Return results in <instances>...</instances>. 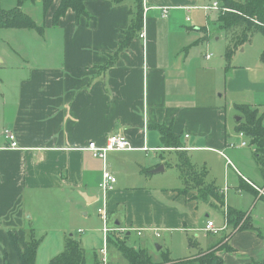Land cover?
Wrapping results in <instances>:
<instances>
[{
    "label": "crops",
    "instance_id": "obj_1",
    "mask_svg": "<svg viewBox=\"0 0 264 264\" xmlns=\"http://www.w3.org/2000/svg\"><path fill=\"white\" fill-rule=\"evenodd\" d=\"M31 1L22 0L19 8L33 28L0 27L25 36L34 32L41 40L39 48L26 47L23 53L7 50L5 60L0 61V264L4 259L19 264L10 236L17 235L22 248L33 238L35 224L53 236L77 227V234L80 230L87 234L84 243L89 242L91 232L101 235L100 228L95 229L94 214L98 217L99 185L105 170L116 179L104 201L106 213L110 226L123 230L110 235L111 239L126 242L132 233L138 238L147 233L139 239L138 249H145L159 262L163 250L153 248L156 255L146 246L149 240L159 237L160 231L189 229L199 201L193 193L178 196L181 188H158L153 183L154 177L165 171L162 153L177 157L156 127L170 128L172 137L184 146L178 150L186 152L194 165L198 163L194 156L204 153H216L223 161V151L249 146L246 136L234 131L239 115L231 124L229 115L234 105L243 104L260 107L264 113V80L253 79L249 68L230 64L236 51L230 61L225 60L226 33L214 21L217 12L226 9H211L217 1L142 0L139 29L130 28L136 11L134 0L118 5L84 0L88 18L68 10L57 22L53 14L60 0H53L47 10L41 1ZM26 4H40L39 21L24 11ZM12 5L11 9L18 7V0H12ZM162 10L167 11L165 17ZM210 27L224 35L223 55V50L215 51L213 57L204 53L214 50ZM213 36L215 41L221 39ZM260 63L263 65L255 71L262 73L264 63ZM4 130L16 136L17 149L9 147ZM113 135L124 137L129 149L109 152L105 160L87 151L88 143L103 146ZM235 136L246 142L235 143ZM223 164L225 181L237 177L255 202L263 199L264 186L249 178L259 179L256 173L242 164L247 173L242 175L227 158ZM206 165L203 161L200 166L209 171ZM160 166L162 172L151 173ZM213 226L223 229L224 223ZM229 229L227 225L214 236ZM247 238L263 255L262 238L252 232L233 235L231 253ZM108 250L109 263H126L114 244ZM216 254L221 257L218 251ZM252 262L260 263L246 264Z\"/></svg>",
    "mask_w": 264,
    "mask_h": 264
},
{
    "label": "rangeland",
    "instance_id": "obj_2",
    "mask_svg": "<svg viewBox=\"0 0 264 264\" xmlns=\"http://www.w3.org/2000/svg\"><path fill=\"white\" fill-rule=\"evenodd\" d=\"M32 3L31 0H28ZM2 3V5H1ZM40 4L36 5H24L23 9L25 12L31 14L33 20L39 21L40 20ZM12 0L10 5V0H0V8L4 10H8L12 8ZM40 9V10H39ZM41 22V21H40ZM39 24V23H38ZM33 35H20L19 32L14 30H7L0 28V61L3 59L5 60V56L8 55L7 50L12 52V48L16 51H23L27 50V48L34 49L35 46L39 48L40 37L36 34ZM208 35L211 47H214V50H207L204 53L211 54L214 56L215 51H222L221 55L224 54L226 41L224 39V35L221 33H214L211 30V27L208 28ZM213 35H220L221 39L215 41ZM217 38V37H216ZM9 43L10 45H7ZM10 46V47H9ZM27 47V48H26ZM263 51V37L260 34H257L253 37L252 41L246 43L242 49H238L235 54L233 55L230 64L235 66H240L242 68H249L253 70L251 72V77L253 79H262L264 80V70L262 73L255 71L259 69V65H263L260 63V56ZM216 57V56H215ZM223 57V56H222ZM17 60V59H16ZM12 64V60L10 62ZM261 86L257 87L260 88ZM260 108V107H259ZM264 108V106H263ZM230 113L233 115H229V122L232 123L233 117L237 116L236 111L232 108ZM233 132V131H232ZM233 135V133L231 134ZM235 143H239L240 141H245V139H240L238 136H235ZM234 144V143H233ZM224 157L219 156L226 161V158L229 159L236 168L240 171L242 175H247V173L241 168V165H245L246 169L250 172H254L258 175V178L249 177L251 181L256 183L259 186H264V181L261 180L258 172V168L255 164L254 159L251 155V148L247 146L246 148H229V152L223 151ZM162 160L165 164V171L163 173L158 174L154 177V182L156 187L160 188H181L182 184L179 179V174L175 168H171L170 165H174L176 162V157L170 154H162ZM194 161H198L197 167H200L203 161H206L209 168V179H214L215 186L220 190L224 191V204L221 205L216 201L210 199L207 202H199L197 203L198 212L197 216H193L192 223L189 229L183 231H160L159 237L152 238L149 240V245H146L147 248L153 251L156 250V246L161 247L164 251L168 249L167 253L168 256L173 260H182L183 258L191 257L197 254L200 250L203 253L211 251L215 245H217L221 237L225 234L231 233L229 229L226 232H223L220 236H214V234L210 235L209 231L206 230L205 225L206 222H212L216 227H222L224 223V212L229 206L230 209H235L236 211H241L246 213L249 216L250 223L255 227L257 232L260 233V238H262V245L264 246V199H260L257 202L254 200V196L242 187L241 182H237L236 180H231L228 177V180L225 181L224 178V164L223 161L216 155V153H204L199 156H194ZM239 163V165L237 164ZM196 166V165H195ZM211 168V169H210ZM226 182V183H225ZM180 196V195H179ZM182 197V196H180ZM255 203V204H254ZM188 213V210L186 211ZM95 216V229L101 227L98 217ZM115 219V215L111 216V222L113 223ZM188 223V222H187ZM242 222L240 223V225ZM113 225V224H111ZM114 226V225H113ZM77 227L70 229L68 232L59 233L57 236H53L51 231L43 229L41 226L34 225L32 227V237L35 241L38 242V249L36 254L35 264H49L50 259L58 254L61 253L63 250V239L69 237L71 234L72 236L77 239V241L82 242V246L85 252V258L88 263H93L95 261V255L97 260L100 258L97 256V252L99 248L103 246V235L99 232L95 231V233H89L91 238L89 242H85L87 238V234L81 233L85 232L80 230L79 234L76 232ZM85 230V229H83ZM225 231V228L223 229ZM252 232L255 231H242L241 233ZM219 234V233H218ZM147 233H144L143 236L138 238L135 233L128 238L126 244L128 247H136L138 248L139 239H143ZM217 235V234H216ZM112 236V235H111ZM27 237V235H26ZM53 237H56L53 239ZM240 237V236H237ZM111 238V237H110ZM189 241L192 242L194 245L190 246ZM152 242V243H150ZM242 246L236 248L234 252L227 253L224 248L218 250L220 256L225 260L226 263H240L246 264L250 261H257L263 262L264 261V254L260 255L257 253V245L255 242H249V239H244L241 242ZM232 245L231 240L228 241V246ZM13 249V248H12ZM14 251V250H13ZM109 251V250H108ZM156 255L157 253L154 252ZM111 255V254H110ZM155 259V258H154ZM159 259V258H158ZM157 259V261H158ZM118 263V262H116ZM116 263H109L108 264H116Z\"/></svg>",
    "mask_w": 264,
    "mask_h": 264
},
{
    "label": "trees",
    "instance_id": "obj_3",
    "mask_svg": "<svg viewBox=\"0 0 264 264\" xmlns=\"http://www.w3.org/2000/svg\"><path fill=\"white\" fill-rule=\"evenodd\" d=\"M42 2V7L48 9L53 0H38ZM113 5L123 3L125 0H107ZM217 1L220 8H225V11H218L216 14L217 28L224 33L227 39V47L225 60L228 62L232 58L235 51L240 47L250 42L255 34H260L263 37V51L260 56V61L264 63V0H213ZM22 0H18V7L9 10L0 9V27L2 28H33L32 21L26 14L20 11L19 5ZM136 11L132 19L131 27L139 29L142 24L141 20V2L142 0H134ZM71 10L77 17L84 16L88 18V14L84 8V0H60V3L53 14L54 22H57L65 13ZM234 110L239 115V120L235 122L234 131L243 133L248 139L249 146L252 148V158L258 168V172L264 181V113L260 112L259 107L250 105H234ZM157 130L164 143L166 139L170 146L175 149L177 154L176 162L170 165L178 172L181 181V189H177L178 196H187L193 193L197 201L207 202L212 199L221 205L224 204V194L215 186L213 181L208 182V169L205 166L197 167L191 161L186 152L178 150L184 146L179 141L172 137L170 128L164 125H158ZM183 146V147H182ZM163 154V153H162ZM170 154V153H167ZM165 165V164H164ZM149 175L148 171H145ZM249 189L252 190L251 187ZM263 196V195H262ZM264 199V196L262 197ZM260 199V198H258ZM226 224L231 226V233L226 234L221 238L220 242L214 246L211 251L203 253L200 250L192 258L184 260H173L168 256L167 251L160 253V261L156 262L152 256L145 250L128 247L125 241H115L109 239V246L115 245L121 256L126 261L125 264H224L221 257L216 253L218 250H224L230 253L233 249L228 246V241L233 235L242 231H255L260 237L255 227L250 223L249 216L246 213L234 210H225ZM242 224L240 225V223ZM12 234L10 236L12 248L16 253L19 264H35L38 242L34 238H29L24 242L23 247L18 246V237ZM116 243V244H115ZM189 245L194 244L189 241ZM3 264H10L4 259ZM49 264H90L86 261L85 252L79 241L69 236L66 238L63 250L60 254L51 258ZM91 264H100L95 255V261ZM250 264H264V262Z\"/></svg>",
    "mask_w": 264,
    "mask_h": 264
},
{
    "label": "built area",
    "instance_id": "obj_4",
    "mask_svg": "<svg viewBox=\"0 0 264 264\" xmlns=\"http://www.w3.org/2000/svg\"><path fill=\"white\" fill-rule=\"evenodd\" d=\"M211 9L221 10L217 2H214L212 4ZM166 15H167V11L162 10V16L165 17ZM141 37L143 38V34L141 35ZM3 134L5 139L8 140L9 142V147L11 149H17L18 143L16 141V136L9 130H4ZM86 149L91 153L92 157L105 160L106 155L109 152L128 150L129 143L124 137L113 135L107 140L105 145L98 146L95 142H90L88 143ZM115 183H116V179L111 175L109 171L105 170L103 173L102 182L99 185V189L101 191V205L96 210V213L100 220V225H101L100 230L103 235V246L98 250L100 264H108V248H109L110 235L116 232L121 233L123 231L110 226L109 216L106 213V209H105L104 201L106 200L108 192L113 189ZM226 227L227 224L226 222H224L223 229L224 228L226 229ZM223 229L215 228L212 222H208L206 226V230H208L211 234L214 235L218 234L219 232H222ZM138 235H140V233H138ZM156 236H158L157 233Z\"/></svg>",
    "mask_w": 264,
    "mask_h": 264
},
{
    "label": "water",
    "instance_id": "obj_5",
    "mask_svg": "<svg viewBox=\"0 0 264 264\" xmlns=\"http://www.w3.org/2000/svg\"><path fill=\"white\" fill-rule=\"evenodd\" d=\"M163 166H160L159 168H156L154 170L151 171L152 174H157L159 172H162L163 171ZM159 247L157 246L156 249H158Z\"/></svg>",
    "mask_w": 264,
    "mask_h": 264
}]
</instances>
